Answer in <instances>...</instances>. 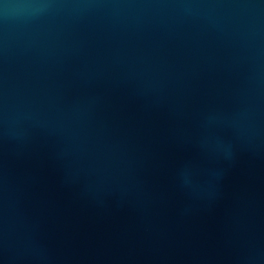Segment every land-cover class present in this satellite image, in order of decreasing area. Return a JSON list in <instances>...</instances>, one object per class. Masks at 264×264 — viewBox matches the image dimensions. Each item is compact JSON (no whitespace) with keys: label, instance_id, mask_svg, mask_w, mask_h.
Here are the masks:
<instances>
[{"label":"water","instance_id":"1","mask_svg":"<svg viewBox=\"0 0 264 264\" xmlns=\"http://www.w3.org/2000/svg\"><path fill=\"white\" fill-rule=\"evenodd\" d=\"M0 264H264V0H0Z\"/></svg>","mask_w":264,"mask_h":264}]
</instances>
